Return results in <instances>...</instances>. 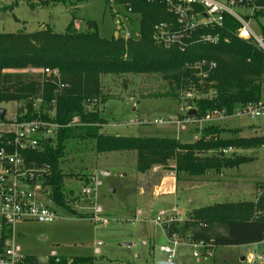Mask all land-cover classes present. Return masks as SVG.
Listing matches in <instances>:
<instances>
[{
	"label": "trees",
	"instance_id": "1",
	"mask_svg": "<svg viewBox=\"0 0 264 264\" xmlns=\"http://www.w3.org/2000/svg\"><path fill=\"white\" fill-rule=\"evenodd\" d=\"M124 1H129L128 11L140 17L138 27L128 39H105L100 36L96 24L87 32H79L75 29V19L64 34H57L50 27L30 34L23 31L0 34V105L16 102L20 106L17 120L31 121L38 117L29 100L42 96L45 108L55 110L52 121L63 126L55 140L40 152L27 153V159L37 167H50L51 174L44 179L45 186L50 187V200L55 209L68 213L74 211L66 195L67 176L62 164L70 141H91L97 154L136 153L137 171L141 174L160 167L171 168L178 176L185 174L195 178L210 172L222 174L250 161L235 155L228 157L223 150L264 147V138L227 137V134L238 135L239 131L216 126L204 128L193 143L156 137L110 136L101 132L106 120L98 112V105H105L110 99L103 93L102 80L107 76H161L171 88L170 93L161 95L166 99L182 100L191 91L196 92L194 99H186V102L189 112L195 110L197 115H186V118L203 119L216 112L230 117L238 107L263 103L264 53L252 42L236 37L239 24L232 17L226 16L220 31L202 30L186 40L184 46H166L154 40L155 26L177 27L176 17L165 4L148 0H117V3L124 4ZM243 2L254 9V15L245 17L246 20H256L260 35L264 36V25L259 23V19H264V0ZM49 4L46 1L42 5ZM207 34H219L221 42L216 46L200 42L199 37ZM225 39L230 42L225 44ZM203 63L205 65L199 70L198 65ZM213 63L215 69L209 66ZM31 69L58 71L60 79L39 74L44 78L35 83L9 73ZM60 85L64 88L60 89ZM42 118L50 120L48 114ZM75 118H78L77 125L69 127ZM90 178L83 177L85 184ZM214 225L224 226L226 233L209 236L207 229ZM195 226L205 230L203 235H195V240H213L215 251L221 247L264 243V189L256 202L223 203L195 211L179 230L188 232ZM174 230L172 232H177L176 228ZM72 259L74 264H93L91 258Z\"/></svg>",
	"mask_w": 264,
	"mask_h": 264
},
{
	"label": "rangeland",
	"instance_id": "2",
	"mask_svg": "<svg viewBox=\"0 0 264 264\" xmlns=\"http://www.w3.org/2000/svg\"><path fill=\"white\" fill-rule=\"evenodd\" d=\"M46 1L51 4L42 5ZM52 1L0 0V34L21 31L30 34L47 27L57 34H64L75 19V29L79 32H87L96 24L100 36L105 39H112L117 33L118 38L128 39L126 35L130 33L132 37V31L140 21L139 16L128 11L129 1L113 5L106 0ZM237 11L254 15L252 8L245 7ZM251 23L260 34L257 21L252 18ZM259 23L264 25V19H259ZM9 73L35 83L44 78L27 71ZM102 85L103 93L110 98L105 105H98V112L106 120L101 132L106 135L178 139L182 143H193L204 128L216 126L239 131L238 135L227 134V137L250 140L264 138V117L237 113L228 118L213 116L210 121L182 129L178 124L189 118H186L190 109L186 99H194L196 92L191 91L182 100L163 98L161 95L170 93L171 88L161 76H107L103 78ZM18 107L16 102L0 105L6 111V121L15 120ZM236 111H239V107ZM6 129L0 126V132ZM224 155L244 157L250 161L237 169L225 170L222 174L210 172L198 178L185 174L178 176L171 168L160 167L141 174L137 171L136 153L97 154L91 141H70L65 150L62 169L67 176L66 195L71 199L74 212L55 209L58 219L53 223L18 224L19 244L24 254L41 261L55 252L63 258H91L93 264H157L169 261L175 264H264V261L258 260L260 257L264 259V243L221 247L214 252L213 258L198 262L190 245L206 241L202 238L195 240V235H203L205 230L199 226L188 232L179 230L192 213L202 208L223 203L258 201L264 189V147L234 149ZM100 171L108 172L109 176L100 177L101 185L95 196H85L83 177L96 176ZM92 202L102 209L108 224L92 220ZM161 211H175L177 222L170 227H157L149 222ZM79 214L84 218L80 219ZM137 217L145 221L133 225ZM174 228L177 232H172ZM163 229L169 240L177 235L181 243L174 259L159 250L161 246L173 248L168 239H164ZM149 232L153 236L158 235L155 242L149 243ZM206 233L209 236L225 234L226 229L222 225H214ZM143 240L147 241L148 246H142ZM98 243L103 245L100 255L95 252ZM133 244L135 247H126ZM250 257L255 258L254 263L249 261Z\"/></svg>",
	"mask_w": 264,
	"mask_h": 264
},
{
	"label": "built area",
	"instance_id": "3",
	"mask_svg": "<svg viewBox=\"0 0 264 264\" xmlns=\"http://www.w3.org/2000/svg\"><path fill=\"white\" fill-rule=\"evenodd\" d=\"M151 3L160 2L165 4L168 11L177 19V27L168 24H159L154 28V40L158 44L170 46L180 44L184 46L186 40L192 39L202 30L220 31L225 25L226 16L232 17L239 24L235 35L238 39L252 42L259 50L264 53V36L258 34L250 21L245 17H250L247 13L238 12L237 9L250 8L244 5L243 0H148ZM113 5L117 0H106ZM253 15V14H252ZM127 38H130L128 33ZM199 41L210 45H218L221 42L219 34H207L199 37ZM229 39L224 43L228 44ZM205 65H198L202 70ZM211 69L216 68V64L209 65ZM30 74H41L44 76H53L60 79L58 71L50 69H31L27 71ZM60 89L64 86L60 85ZM37 119L31 121L19 122L17 118L14 121H6L5 118L0 121V126L6 127L5 131L0 132V264H74L72 258H63L55 252L51 253L44 261L34 256L24 254L19 244L17 225L20 223L38 222L53 223L58 219L57 213L50 200V187L45 186L44 179L51 174L49 166L37 167L30 164L27 159V153L44 150L45 146L56 139L58 132L63 128L61 124L54 121L55 110H47L43 97L32 98L29 100ZM20 108V106L18 107ZM237 115H249L255 118L264 117V104L261 106L248 105L239 108ZM23 114L27 112L24 110ZM49 115L50 120H44V115ZM213 116L227 117L224 113H214ZM213 116L197 119L189 117L178 125L182 129L188 126H196L199 123L210 121ZM236 116V115H235ZM233 117V116H230ZM228 118V117H227ZM70 126L77 125L75 121ZM230 148L223 150L224 154L232 152ZM109 173L100 171L96 176L89 179L85 184L83 194L85 196H95L98 187H100V177H108ZM93 214L92 220L95 223L108 224L109 221L103 216V211L92 202ZM143 219L135 218V223H142ZM177 222L175 211H161L153 220L157 227H170ZM173 248L161 246V253L174 259L177 248L181 245L178 236L169 240ZM146 245L145 243H143ZM103 245L97 244L95 252L100 255V249ZM194 250V258L198 262H206L214 257L215 242L200 241L190 245ZM127 248L135 247L126 245ZM264 261L262 257L258 258ZM249 261L254 263L255 258L250 257Z\"/></svg>",
	"mask_w": 264,
	"mask_h": 264
},
{
	"label": "water",
	"instance_id": "4",
	"mask_svg": "<svg viewBox=\"0 0 264 264\" xmlns=\"http://www.w3.org/2000/svg\"><path fill=\"white\" fill-rule=\"evenodd\" d=\"M223 1H228V0H223ZM263 17H264V11H263ZM121 28H119L120 30ZM116 38H118V33L116 34ZM189 116H196L197 115V112L195 110H192L188 113ZM6 116V111L4 109H1L0 108V121L3 120ZM243 261H245V259H243ZM157 264H175L171 261L169 262H160V263H157Z\"/></svg>",
	"mask_w": 264,
	"mask_h": 264
},
{
	"label": "crops",
	"instance_id": "5",
	"mask_svg": "<svg viewBox=\"0 0 264 264\" xmlns=\"http://www.w3.org/2000/svg\"><path fill=\"white\" fill-rule=\"evenodd\" d=\"M196 178H198V177H196ZM179 180V179H178ZM140 193H142V190H141V192ZM145 221V220H144ZM149 222H151V223H153V220L152 221H149ZM154 224V223H153ZM164 231V233H163V236H164V239H168V241H169V238H168V236H167V234L165 233V229H163ZM158 238V235H152V233H148V240H149V243L150 242H155L156 241V239ZM144 242L143 243H145L146 245H144L143 243H142V246H148V243H147V241L146 240H143ZM251 246V245H250ZM139 259L141 258V256L140 255H138L137 256Z\"/></svg>",
	"mask_w": 264,
	"mask_h": 264
}]
</instances>
